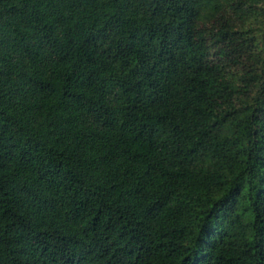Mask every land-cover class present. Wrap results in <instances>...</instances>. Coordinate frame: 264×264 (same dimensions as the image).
I'll return each mask as SVG.
<instances>
[{
	"label": "trees",
	"instance_id": "obj_1",
	"mask_svg": "<svg viewBox=\"0 0 264 264\" xmlns=\"http://www.w3.org/2000/svg\"><path fill=\"white\" fill-rule=\"evenodd\" d=\"M0 264H264V0H0Z\"/></svg>",
	"mask_w": 264,
	"mask_h": 264
}]
</instances>
